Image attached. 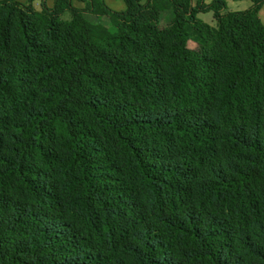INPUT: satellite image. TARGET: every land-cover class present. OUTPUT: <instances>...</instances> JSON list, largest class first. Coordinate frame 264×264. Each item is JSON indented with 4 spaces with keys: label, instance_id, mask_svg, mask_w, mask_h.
<instances>
[{
    "label": "trees",
    "instance_id": "16d2710c",
    "mask_svg": "<svg viewBox=\"0 0 264 264\" xmlns=\"http://www.w3.org/2000/svg\"><path fill=\"white\" fill-rule=\"evenodd\" d=\"M77 1L0 0V264H264V0Z\"/></svg>",
    "mask_w": 264,
    "mask_h": 264
},
{
    "label": "rangeland",
    "instance_id": "374dc122",
    "mask_svg": "<svg viewBox=\"0 0 264 264\" xmlns=\"http://www.w3.org/2000/svg\"><path fill=\"white\" fill-rule=\"evenodd\" d=\"M24 3L27 2V0H23ZM42 0H31L32 5L35 4V8L39 9L40 8V3ZM48 4L52 3V0H45ZM106 3L113 9L116 10H121L124 8V3L122 0H105ZM197 1H201L203 4H208L210 3L212 0H192V4L194 5ZM74 4L76 6H83L82 3L78 2L77 0H74ZM251 5V1L250 0H225V9L223 10V12L230 10V11H236V10H243L248 8ZM258 15L261 19V21L264 24V3L262 5L259 6L258 8ZM62 18L64 19H68L69 18V14L67 12L63 13ZM84 16L91 22L93 23H101L106 27H111V23L109 21V18L105 15H101V16H96L93 14H90L88 12L84 13ZM196 16L209 23L210 25L214 26L215 25V21L213 20L212 17V12L211 11H207V12H197ZM172 17V10L171 9H165L163 11L160 12L159 15V25L160 26H164L169 19ZM188 46L189 47H194L195 46V42L192 40L188 41Z\"/></svg>",
    "mask_w": 264,
    "mask_h": 264
},
{
    "label": "crops",
    "instance_id": "0c3cea01",
    "mask_svg": "<svg viewBox=\"0 0 264 264\" xmlns=\"http://www.w3.org/2000/svg\"><path fill=\"white\" fill-rule=\"evenodd\" d=\"M19 1L24 2L23 0H19ZM52 2H53V0H52ZM46 3H47V2H46ZM47 5L51 6L52 3H51V4H48V3H47ZM33 6L35 7V4H33ZM36 9H37V8H36Z\"/></svg>",
    "mask_w": 264,
    "mask_h": 264
}]
</instances>
